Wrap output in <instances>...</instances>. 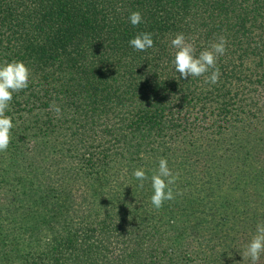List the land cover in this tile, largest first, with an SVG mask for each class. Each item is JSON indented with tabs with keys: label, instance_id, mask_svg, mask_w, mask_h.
<instances>
[{
	"label": "trees",
	"instance_id": "obj_1",
	"mask_svg": "<svg viewBox=\"0 0 264 264\" xmlns=\"http://www.w3.org/2000/svg\"><path fill=\"white\" fill-rule=\"evenodd\" d=\"M142 31L154 46L136 52ZM180 32L197 55L227 38L215 85L174 71ZM13 59L31 76L6 112L0 264H250L241 253L264 222V0H0V61ZM161 157L178 194L155 209Z\"/></svg>",
	"mask_w": 264,
	"mask_h": 264
},
{
	"label": "clouds",
	"instance_id": "obj_2",
	"mask_svg": "<svg viewBox=\"0 0 264 264\" xmlns=\"http://www.w3.org/2000/svg\"><path fill=\"white\" fill-rule=\"evenodd\" d=\"M128 22L137 26L143 22L142 13L139 10L131 11L128 15ZM153 33L142 31L136 33L128 40V45L136 52H144L154 46ZM171 47L175 49L174 57L170 64L174 71L179 73L181 78H193L205 76V83L215 85L221 75L217 64L218 58L223 56L227 49V38L220 36L211 44L210 48H205L197 55L193 44L186 39L183 32L175 34L170 40ZM31 76L30 68L21 60L0 61V152L8 149L12 129L14 128L13 117L6 115L10 108L13 94L29 87ZM51 110L57 116L61 115V108L51 105ZM132 176L137 181V187L143 188L144 182L148 179V174L143 167L133 170ZM177 177L169 167V162L165 157H161L157 167L152 171L151 194L149 200L155 209H160L166 201L174 199L172 185ZM243 258L250 261V264H258L264 256V222L256 224L255 233L244 245Z\"/></svg>",
	"mask_w": 264,
	"mask_h": 264
}]
</instances>
